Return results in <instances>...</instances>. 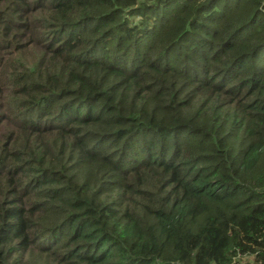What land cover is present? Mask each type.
Masks as SVG:
<instances>
[{
  "label": "trees",
  "instance_id": "trees-1",
  "mask_svg": "<svg viewBox=\"0 0 264 264\" xmlns=\"http://www.w3.org/2000/svg\"><path fill=\"white\" fill-rule=\"evenodd\" d=\"M260 1L0 0V264H264Z\"/></svg>",
  "mask_w": 264,
  "mask_h": 264
},
{
  "label": "rangeland",
  "instance_id": "rangeland-1",
  "mask_svg": "<svg viewBox=\"0 0 264 264\" xmlns=\"http://www.w3.org/2000/svg\"><path fill=\"white\" fill-rule=\"evenodd\" d=\"M259 10L262 14H264V0L260 1L259 4ZM49 12L46 10H43L41 13H35L36 18H40L42 21H44L45 24L49 22L48 18ZM31 51L34 54H42L44 51V48L40 43H34L33 47L31 48ZM220 103L217 99H209L205 100L202 99L194 104V106L191 109H188L185 113L186 116V124L189 128H194L198 131L200 136L202 134L209 135L208 132L211 129V126H214L215 130H218V126L221 123L220 116H222V110L221 107L218 105ZM205 115V116H204ZM224 118V117H223ZM187 119L189 122H187ZM223 132L222 134L224 136H230L231 137V126L230 123H226L223 125ZM232 146L234 149L239 150L240 148L244 147V144H242L241 139V133H238V137L235 140H232ZM108 203L115 201L116 203H131L130 201L126 200L125 198L121 197L118 199L117 195H111L106 200ZM146 221V220H145ZM243 262L250 261L249 258L244 257L242 259Z\"/></svg>",
  "mask_w": 264,
  "mask_h": 264
}]
</instances>
